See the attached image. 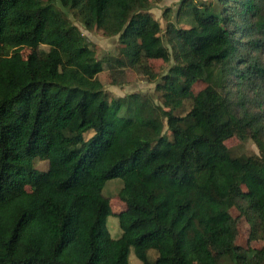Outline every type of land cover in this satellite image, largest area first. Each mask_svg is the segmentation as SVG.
I'll return each mask as SVG.
<instances>
[{
    "label": "trees",
    "instance_id": "trees-1",
    "mask_svg": "<svg viewBox=\"0 0 264 264\" xmlns=\"http://www.w3.org/2000/svg\"><path fill=\"white\" fill-rule=\"evenodd\" d=\"M161 1L0 0V264H129L131 249L139 264H264L229 214L264 236V0H179L163 32ZM80 27L118 38L117 68L153 80L146 60L172 62L157 83L169 110L109 100ZM232 137L258 154L233 155ZM115 178L118 239L102 193Z\"/></svg>",
    "mask_w": 264,
    "mask_h": 264
},
{
    "label": "rangeland",
    "instance_id": "rangeland-1",
    "mask_svg": "<svg viewBox=\"0 0 264 264\" xmlns=\"http://www.w3.org/2000/svg\"><path fill=\"white\" fill-rule=\"evenodd\" d=\"M45 1V0H43ZM199 2L209 3L215 2V0H197ZM179 0H162L160 3L156 4L151 9V14L155 19L158 20L162 28V32L165 29L167 20L175 21V13L178 8ZM58 7V4H56ZM69 19L71 20L70 15ZM182 27H188V23L185 20H180L178 22ZM75 24V23H74ZM82 34L87 37L90 41L92 49L96 55V58L100 60L105 68L109 66V70L105 69L96 76V79L102 84V89L109 100L115 98H128L129 95L138 94L141 96L142 100H145L148 105L154 106L156 108L162 107V109L169 110L167 106L164 105L163 98L161 96L162 92L157 89V83L160 82L161 76L167 73L172 62H166L162 59H149L144 62V66H147L149 71L155 75L153 80L149 79V76L141 73L142 69L139 68H124L115 66L114 61L119 58L117 54V37H106L101 30H92L90 32L85 31L81 28ZM31 49L27 47H22L18 49V52L22 58H25ZM113 70L111 69V67ZM113 72L114 80L116 83H112L111 74ZM205 87V83L196 82L192 87V93L196 95L200 90ZM191 100H186L183 102V106L175 111L178 115L186 114L191 107ZM164 128L163 132L170 138V133L166 128V121L163 119ZM91 134H87L85 138H89ZM227 147L230 149L233 155H252L258 154V149L256 144L251 139H246L244 141L239 140L236 137H232L226 141ZM35 167L40 170H45L47 168L46 162L37 161L34 163ZM122 187V181L120 178H115L107 181L102 189L103 195L108 199L110 215L107 218L106 226L110 232L113 239H118L121 236V229L118 224V215L125 210V204L119 199L118 194ZM229 214L235 221L236 225V239L235 243L243 247L251 248H262L264 247V236L258 240H250L251 224L246 219V217L236 208L231 207L229 209ZM139 260L133 254L131 249L129 254V264H139ZM194 264V263H191Z\"/></svg>",
    "mask_w": 264,
    "mask_h": 264
}]
</instances>
